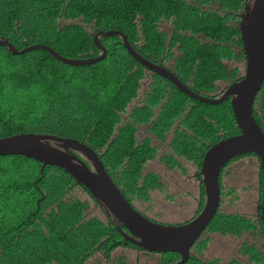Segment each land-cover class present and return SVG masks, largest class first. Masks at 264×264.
<instances>
[{
	"label": "trees",
	"instance_id": "obj_1",
	"mask_svg": "<svg viewBox=\"0 0 264 264\" xmlns=\"http://www.w3.org/2000/svg\"><path fill=\"white\" fill-rule=\"evenodd\" d=\"M247 1L0 0V38L18 50L42 44L83 59L100 54L93 43L98 31H119L142 57L193 92L216 98L242 77L229 64L244 61L238 25ZM99 41L106 56L90 66H69L41 50L13 56L0 47V138L32 132L78 140L96 152L131 204L161 188L160 174L144 173L149 162L161 158L167 168L194 166L199 173L205 152L239 133L229 99L219 105L193 100L136 62L120 37ZM252 114L264 133V82ZM245 156L256 157L244 154L225 167ZM200 187L203 198L201 181ZM76 189L89 199L73 197ZM219 190L221 197L220 184ZM90 202L98 213H91ZM201 206L200 199L196 215ZM117 226L64 170L0 157V264H86L96 256L108 261L122 246L140 250ZM249 231L264 243L259 217L219 209L205 230L235 238ZM244 254L254 262L262 257L253 246ZM160 256L162 264L179 259ZM188 264H198L191 253Z\"/></svg>",
	"mask_w": 264,
	"mask_h": 264
},
{
	"label": "water",
	"instance_id": "obj_2",
	"mask_svg": "<svg viewBox=\"0 0 264 264\" xmlns=\"http://www.w3.org/2000/svg\"><path fill=\"white\" fill-rule=\"evenodd\" d=\"M238 28L244 55V74L238 81L228 85L217 98L202 96L190 90L172 72L138 54L128 43L126 36L119 31H98L93 37V43L100 54L83 59L63 57L42 44L18 50L6 39L0 38V47L6 48L13 56L41 50L69 66H90L106 56V49L99 38L118 36L127 53L136 62L147 71L169 81L189 98L209 105H219L229 99L239 133L214 143L203 155L199 175L204 190V204L191 220L164 225L139 213L112 181L96 152L72 138L32 132L1 137L0 157L22 156L39 162L42 168L53 166L64 170L87 190L95 202L106 210L108 216L114 218L118 223L117 231L125 242L147 253H175L179 256V261L173 264H185L195 242L219 209V175L222 169L238 156L254 154L259 160L262 176L259 220L264 236V133L252 114L256 95L264 82V0H249L246 3L240 14Z\"/></svg>",
	"mask_w": 264,
	"mask_h": 264
},
{
	"label": "rangeland",
	"instance_id": "obj_3",
	"mask_svg": "<svg viewBox=\"0 0 264 264\" xmlns=\"http://www.w3.org/2000/svg\"><path fill=\"white\" fill-rule=\"evenodd\" d=\"M234 66H238L237 77L243 76L244 61L231 62L229 69ZM185 166L184 170L167 168L161 158L149 162L144 173H160L161 188L150 191L148 200L141 197L133 199L135 207L147 217L154 218L156 222L164 225L180 224L194 217L199 209L200 199L202 206L204 204V196H201L200 181L194 177L197 173L194 166ZM219 182L221 213L240 214L246 218L257 216L261 195V171L256 157L245 156L232 161L222 171ZM71 195L82 200L89 199L80 189L74 190ZM90 204L91 213H98L93 203ZM204 241L206 243L202 246ZM199 243V246L192 250V254L206 264H228L230 259L236 257L243 260L244 264H264V243L259 232L255 234L249 231L237 238L205 232ZM252 246L256 254L262 256L259 263L252 262L249 256L242 253L245 247ZM161 258L159 255L122 246L111 254L108 261L96 256L86 264H162Z\"/></svg>",
	"mask_w": 264,
	"mask_h": 264
},
{
	"label": "flooded vegetation",
	"instance_id": "obj_4",
	"mask_svg": "<svg viewBox=\"0 0 264 264\" xmlns=\"http://www.w3.org/2000/svg\"><path fill=\"white\" fill-rule=\"evenodd\" d=\"M249 1V0H248ZM247 1V2H248ZM155 174L157 173V175H159L160 173H158V172H154ZM196 179H198L199 181H201V177H200V175H199V173H195V176H194ZM221 198V197H220ZM221 201V200H220ZM259 205L261 204V197H260V200H259ZM131 205L133 206V208L135 209V210H137L139 213H141L142 215H144L145 217H147V215H145L144 213H142V212H140L139 210H138V208H136L135 207V205H134V203H133V200H132V203H131ZM259 205L257 206V217H259V215H260V210H259ZM148 219H150V220H152V221H155V219L154 218H150V217H147ZM188 221V220H187ZM156 222V221H155ZM205 232V231H204ZM203 234V233H202ZM201 234V235H202ZM200 238V237H199ZM193 250V249H192ZM192 250L190 251V253L192 254ZM136 251H142V250H136ZM144 252V251H143ZM243 253V255H245L244 254V251L242 252ZM152 254H154V253H152ZM159 255V257H160V254H158ZM193 255V254H192ZM194 256V255H193ZM246 256V255H245ZM190 257V256H189ZM195 258H197L196 256H194ZM189 260V259H188ZM179 261V259L177 260V262ZM197 262H198V264H206V263H203L200 259H198L197 258ZM252 262H254V261H252ZM176 263V262H175ZM257 263H259V262H257ZM185 264H188V261L185 263ZM228 264H244V261L243 260H241V259H239V257H236V258H232V259H230L229 260V262H228Z\"/></svg>",
	"mask_w": 264,
	"mask_h": 264
},
{
	"label": "crops",
	"instance_id": "obj_5",
	"mask_svg": "<svg viewBox=\"0 0 264 264\" xmlns=\"http://www.w3.org/2000/svg\"><path fill=\"white\" fill-rule=\"evenodd\" d=\"M141 252V251H140ZM155 255H157L158 256V254H155Z\"/></svg>",
	"mask_w": 264,
	"mask_h": 264
}]
</instances>
